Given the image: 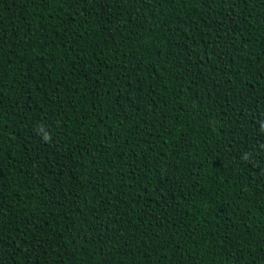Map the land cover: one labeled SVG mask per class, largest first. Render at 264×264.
I'll return each instance as SVG.
<instances>
[{
	"label": "trees",
	"instance_id": "16d2710c",
	"mask_svg": "<svg viewBox=\"0 0 264 264\" xmlns=\"http://www.w3.org/2000/svg\"><path fill=\"white\" fill-rule=\"evenodd\" d=\"M0 264H264V0H0Z\"/></svg>",
	"mask_w": 264,
	"mask_h": 264
}]
</instances>
